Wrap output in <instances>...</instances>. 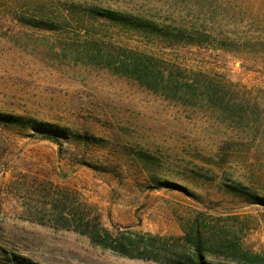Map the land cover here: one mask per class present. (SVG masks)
<instances>
[{"label":"rangeland","instance_id":"1","mask_svg":"<svg viewBox=\"0 0 264 264\" xmlns=\"http://www.w3.org/2000/svg\"><path fill=\"white\" fill-rule=\"evenodd\" d=\"M93 7L165 33L94 20ZM42 12L55 30L23 23ZM99 48L205 77L222 99L158 95L100 66ZM0 111L70 135L0 131V264H161L93 245L71 208L167 247L203 223L209 264H264V207L229 193L264 198V0H0Z\"/></svg>","mask_w":264,"mask_h":264},{"label":"trees","instance_id":"2","mask_svg":"<svg viewBox=\"0 0 264 264\" xmlns=\"http://www.w3.org/2000/svg\"><path fill=\"white\" fill-rule=\"evenodd\" d=\"M88 11V15L94 20L108 21L138 35L162 36L165 33L164 30L158 28L155 24L139 17L123 15L98 7L90 8ZM70 16L74 18V15ZM55 20L57 18L48 16V14L42 12L38 17L23 23L30 27L53 31L57 27ZM114 51L115 53L110 54L107 53L108 51L106 53L102 52L99 48V65L110 68L114 73L122 77L139 82L142 86L158 95L177 100V94L182 93L192 96L197 93V95L207 96L211 107H214L215 99H222L219 96V91L213 84L201 81L205 77L201 79L199 78L201 77L200 75H194L191 78H179L172 71L165 72L160 67L158 60H155L153 57L143 56L123 49H116ZM183 103L187 104L188 102ZM17 130L20 132L32 130L42 135L43 139L50 140L58 145H62V139H67L70 136L67 130L53 124L0 111V131L14 135L16 134L14 131ZM164 185L173 184L168 183ZM229 193L243 199L249 204L264 207L263 197L251 194L243 187H234ZM69 213L72 222L75 223V230L78 233L87 236L93 245L118 256L154 261L161 264H209L203 245V223L195 224L192 227L193 233L186 231L183 237L172 238L174 240L172 247H167L166 244L169 239L151 234L132 233L130 231H122L114 235L111 231L101 226L98 217L92 218L86 212L83 214V210L75 208H71ZM65 219L67 220L65 222L70 224L68 222L70 220L68 218ZM249 257L259 259L258 256L254 255Z\"/></svg>","mask_w":264,"mask_h":264}]
</instances>
